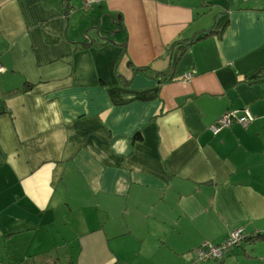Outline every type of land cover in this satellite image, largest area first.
<instances>
[{"label": "crops", "instance_id": "obj_1", "mask_svg": "<svg viewBox=\"0 0 264 264\" xmlns=\"http://www.w3.org/2000/svg\"><path fill=\"white\" fill-rule=\"evenodd\" d=\"M82 1L0 0V264H264L192 260L264 234V0Z\"/></svg>", "mask_w": 264, "mask_h": 264}, {"label": "built area", "instance_id": "obj_2", "mask_svg": "<svg viewBox=\"0 0 264 264\" xmlns=\"http://www.w3.org/2000/svg\"><path fill=\"white\" fill-rule=\"evenodd\" d=\"M82 8H88L90 6L91 0L82 1ZM4 68L0 64V72H3ZM253 120V115L249 112L247 108L240 110H233L224 113V115L219 119L217 125H213L211 129L213 131L218 130L220 127L227 126L233 121H237L241 125H246ZM245 232L242 228H233L230 230L226 237L219 243H213L205 241L201 243L195 250L192 257L193 261H208V260H219L222 259L228 252L233 249L234 246H238L245 236Z\"/></svg>", "mask_w": 264, "mask_h": 264}, {"label": "rangeland", "instance_id": "obj_3", "mask_svg": "<svg viewBox=\"0 0 264 264\" xmlns=\"http://www.w3.org/2000/svg\"><path fill=\"white\" fill-rule=\"evenodd\" d=\"M242 229H243V228H242ZM243 231H244V229H243ZM244 232H245L246 235L244 236L243 240L241 241V243H240L238 246H240V245H241L244 241H246V240H252L251 237H254L255 235H257V233H255V232H250V233H249V232H246V231H244ZM219 242H221V241H219ZM219 242H217V243H219ZM238 246H234L233 249H234L235 247H238ZM233 249H231V251H232ZM231 251H230V252H231ZM230 252H228L226 255H228ZM261 252H262V248H261L260 253H261ZM226 255H225V256H226ZM222 259H223V258H222ZM222 259H221V260H222ZM214 260H216V259H214Z\"/></svg>", "mask_w": 264, "mask_h": 264}, {"label": "trees", "instance_id": "obj_4", "mask_svg": "<svg viewBox=\"0 0 264 264\" xmlns=\"http://www.w3.org/2000/svg\"><path fill=\"white\" fill-rule=\"evenodd\" d=\"M252 240L254 239H263L264 240V234L257 233L254 237H251ZM225 257V256H224ZM221 260V259H219Z\"/></svg>", "mask_w": 264, "mask_h": 264}]
</instances>
